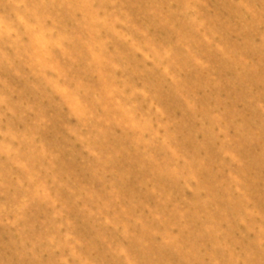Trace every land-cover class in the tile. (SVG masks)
<instances>
[{
    "label": "rangeland",
    "instance_id": "rangeland-1",
    "mask_svg": "<svg viewBox=\"0 0 264 264\" xmlns=\"http://www.w3.org/2000/svg\"><path fill=\"white\" fill-rule=\"evenodd\" d=\"M0 264H264V0H0Z\"/></svg>",
    "mask_w": 264,
    "mask_h": 264
}]
</instances>
